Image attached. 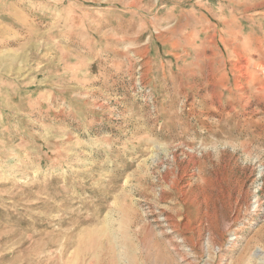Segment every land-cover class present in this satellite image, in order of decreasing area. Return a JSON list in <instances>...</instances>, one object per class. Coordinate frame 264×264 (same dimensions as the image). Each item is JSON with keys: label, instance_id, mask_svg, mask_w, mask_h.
<instances>
[{"label": "rangeland", "instance_id": "obj_1", "mask_svg": "<svg viewBox=\"0 0 264 264\" xmlns=\"http://www.w3.org/2000/svg\"><path fill=\"white\" fill-rule=\"evenodd\" d=\"M0 264H264V0H0Z\"/></svg>", "mask_w": 264, "mask_h": 264}]
</instances>
